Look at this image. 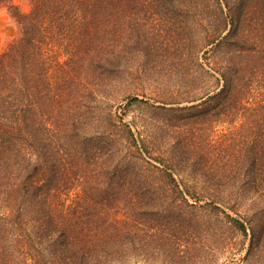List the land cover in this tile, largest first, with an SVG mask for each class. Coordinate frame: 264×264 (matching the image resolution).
Returning <instances> with one entry per match:
<instances>
[{
    "label": "trees",
    "instance_id": "16d2710c",
    "mask_svg": "<svg viewBox=\"0 0 264 264\" xmlns=\"http://www.w3.org/2000/svg\"><path fill=\"white\" fill-rule=\"evenodd\" d=\"M0 3V264H264V0Z\"/></svg>",
    "mask_w": 264,
    "mask_h": 264
},
{
    "label": "rangeland",
    "instance_id": "374dc122",
    "mask_svg": "<svg viewBox=\"0 0 264 264\" xmlns=\"http://www.w3.org/2000/svg\"><path fill=\"white\" fill-rule=\"evenodd\" d=\"M17 34V26L14 22V20L6 13L4 17H0V50L5 46V44L12 39ZM140 98L142 96H139ZM117 113H120V110L117 111ZM177 114V113H176ZM157 116H161V113L151 109L147 108L141 103H132L128 106L126 110V114L123 116V120L127 121L132 124L140 125L144 121H150L151 118H156ZM207 125H204L201 123L199 125V128L202 131V134H206L209 130V128H206ZM228 124L222 121L216 122L210 132V136L212 139H220V136L226 131ZM198 127V126H195ZM194 127V128H195ZM244 252H236L234 254H229V252L224 253L220 256L218 259L217 264H229L232 259L236 260L242 255ZM203 260V258H202ZM133 262V261H132ZM134 264V262H133ZM144 264H146L144 262ZM182 264H192V259L186 261Z\"/></svg>",
    "mask_w": 264,
    "mask_h": 264
},
{
    "label": "clouds",
    "instance_id": "9594fccd",
    "mask_svg": "<svg viewBox=\"0 0 264 264\" xmlns=\"http://www.w3.org/2000/svg\"><path fill=\"white\" fill-rule=\"evenodd\" d=\"M15 3L20 5V10L23 14H28L30 12L29 0H14ZM7 13V8L0 3V17H4ZM129 264H133L132 261H129ZM135 264H144L143 260L135 261Z\"/></svg>",
    "mask_w": 264,
    "mask_h": 264
}]
</instances>
